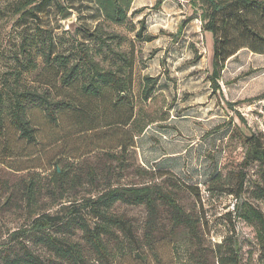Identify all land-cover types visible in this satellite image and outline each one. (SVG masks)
<instances>
[{
	"label": "rangeland",
	"instance_id": "rangeland-1",
	"mask_svg": "<svg viewBox=\"0 0 264 264\" xmlns=\"http://www.w3.org/2000/svg\"><path fill=\"white\" fill-rule=\"evenodd\" d=\"M15 1L0 0V81L2 73L18 66L13 50L23 30L29 37L36 33L35 23L52 30L63 47L84 41L93 51L97 48L83 29L103 21L94 0H51L34 8L36 21L7 14ZM158 1L132 0L125 23L105 21L99 29L111 37L107 48L93 52L100 65L121 63L117 56L121 52L131 60L129 104L111 106L109 97V108L88 104L78 113H62L57 125L32 109L36 143L19 139L6 121L0 138V248L38 213L64 215L72 202L109 186L155 184L184 211L200 217L197 239L185 227L170 230V210L161 199H155L159 230L152 234H146L149 212L144 204L118 202L112 211L126 218L135 237L127 240L117 231L116 240L109 239L110 264H194L196 251L208 252L231 236L238 242L242 264H264V226L249 224L235 212L241 203L243 207L248 203L264 216V174L259 177L255 163L242 167L246 145L239 134L252 132L264 139V99L250 101L264 91V54L240 49L226 61L216 88L209 79L212 36L201 29L198 18H191L199 12L189 0ZM36 65L22 74L26 86L41 85L42 90L50 83L53 98L85 101L77 84L62 88L53 68L39 57ZM145 75L157 80L147 101L140 96ZM101 122L120 124L78 134L82 126H101ZM56 168L65 175L57 177ZM238 173L245 175L241 192ZM253 180L263 187V196H256ZM28 187L37 192L33 200L27 199ZM258 229L261 239L256 236ZM74 239L86 264H104L80 231ZM29 245L40 255L48 253L39 244L30 241ZM207 258L204 264L212 261Z\"/></svg>",
	"mask_w": 264,
	"mask_h": 264
},
{
	"label": "trees",
	"instance_id": "trees-1",
	"mask_svg": "<svg viewBox=\"0 0 264 264\" xmlns=\"http://www.w3.org/2000/svg\"><path fill=\"white\" fill-rule=\"evenodd\" d=\"M50 1L17 0L10 5L7 14L14 16L16 20H26L28 17L37 19L34 8L41 4H49ZM189 2L196 14L199 12L197 16L191 18H198L201 29L212 36L209 79L216 88L226 61L240 49L246 48L253 53L264 54V0H189ZM94 3L103 21L97 22L93 29H83L89 43L97 47L95 51H100L109 46L106 44L111 38L109 33H102L99 30L101 25L105 21L118 25L125 23L132 0H94ZM56 5L61 11H66L65 6H61L59 2ZM140 23L142 24V21ZM23 27L27 28V24L25 23ZM142 28L143 25L136 31L137 37H140ZM34 29L36 33L32 37L23 30L17 48L13 50L12 55L18 66L8 69L9 71L1 75L0 138L4 136L7 121L19 139L36 143V126L29 115L32 109L38 110L49 124L57 125L62 113H78L88 104H91L90 107L109 108V97L111 106L130 103L129 70L132 63L123 52L117 54L121 63L112 62L103 67L93 57L95 51L85 45L84 41L68 43L63 47L62 42L56 40L52 30L43 28L38 23H35ZM151 38L148 35L145 40L149 41ZM38 57L45 66L54 69L60 87L66 89L77 84L80 97L85 98V101L70 96L53 98L50 94V83L44 84L42 90L38 89L41 85L26 86L21 81L22 74L25 70H34L37 67ZM156 84L155 77L148 75L142 77L140 96L143 101L151 97ZM261 99H264V91L252 97L250 101ZM132 119L133 117L129 118L125 123H130ZM101 123L104 124L96 127L84 125L78 134L120 124ZM239 134L246 145L242 167L255 163L259 177L263 176L264 139L252 132ZM54 174L57 177L65 175L58 168L54 170ZM238 179V188L241 192L245 175L238 173ZM253 185L258 192L256 196H263L261 193L263 187L257 180H253ZM36 195L35 188L28 187L27 199L33 200ZM155 199H161L170 210L172 223L170 230L182 226L188 229L193 240L197 239L200 217H193L184 211L169 193H161L157 185L109 186L96 194L84 197L79 202H72L64 215L38 213L28 225L11 233L12 242L0 248V264H55L57 260L70 264H86L82 248L74 239L77 230L81 232L82 238L99 260L104 264H110L113 251L108 248L109 239L116 240L117 231L127 240L135 237L133 226L127 223L123 215L114 213L112 207L118 202L129 205L144 204L149 212L146 234H152L159 230L155 220ZM243 204L235 209L238 217L249 224H259L263 227V214L252 205L246 203L243 207ZM256 236L262 238L260 229L256 231ZM30 241L41 245L48 252L47 255L38 254L30 247ZM133 242L131 241L132 244ZM193 258L194 264H204L206 258L210 259V264H242L238 242L232 236L216 243L208 252L199 249Z\"/></svg>",
	"mask_w": 264,
	"mask_h": 264
}]
</instances>
